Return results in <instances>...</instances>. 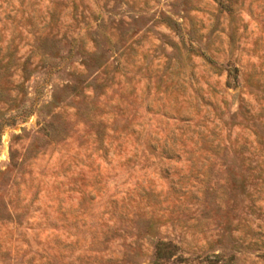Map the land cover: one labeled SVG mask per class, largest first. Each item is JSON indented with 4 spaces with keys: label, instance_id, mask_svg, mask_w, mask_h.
<instances>
[{
    "label": "rangeland",
    "instance_id": "374dc122",
    "mask_svg": "<svg viewBox=\"0 0 264 264\" xmlns=\"http://www.w3.org/2000/svg\"><path fill=\"white\" fill-rule=\"evenodd\" d=\"M264 264V0H0V264Z\"/></svg>",
    "mask_w": 264,
    "mask_h": 264
},
{
    "label": "trees",
    "instance_id": "16d2710c",
    "mask_svg": "<svg viewBox=\"0 0 264 264\" xmlns=\"http://www.w3.org/2000/svg\"><path fill=\"white\" fill-rule=\"evenodd\" d=\"M173 252L174 248L170 242H158L156 244V260L154 261V264H168L167 261Z\"/></svg>",
    "mask_w": 264,
    "mask_h": 264
}]
</instances>
